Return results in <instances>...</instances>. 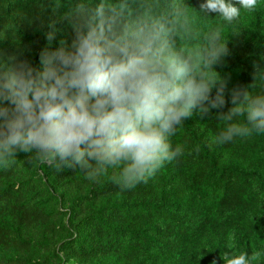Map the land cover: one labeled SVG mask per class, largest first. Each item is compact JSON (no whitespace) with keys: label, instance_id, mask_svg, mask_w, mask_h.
Masks as SVG:
<instances>
[{"label":"trees","instance_id":"16d2710c","mask_svg":"<svg viewBox=\"0 0 264 264\" xmlns=\"http://www.w3.org/2000/svg\"><path fill=\"white\" fill-rule=\"evenodd\" d=\"M75 2L0 0V50L39 68L40 53L69 35L62 19ZM181 2L199 11L206 0ZM197 14L203 31L222 27L229 54L215 71L228 80L229 103L203 117L196 110L169 137L183 154L131 189L113 180L120 168L89 180L78 166L60 171L34 153L0 166V264H225V252H260L252 264H264V132L214 142L229 123L217 112L232 107L233 88L264 96V0L231 24Z\"/></svg>","mask_w":264,"mask_h":264},{"label":"clouds","instance_id":"9594fccd","mask_svg":"<svg viewBox=\"0 0 264 264\" xmlns=\"http://www.w3.org/2000/svg\"><path fill=\"white\" fill-rule=\"evenodd\" d=\"M236 3L206 0L189 11L181 0H76L62 19L69 35L40 53L39 68L0 50V166L34 153L60 171L78 166L89 180L120 168L113 180L122 190L146 183L183 154L169 140L178 126L196 110L203 117L229 103L228 80L215 71L229 54L222 27L203 31L197 13L231 24L241 8L257 6ZM230 103L217 112L229 123L215 143L264 132V96L237 86ZM234 240L229 233V249ZM260 256L225 252L223 260L252 264Z\"/></svg>","mask_w":264,"mask_h":264}]
</instances>
